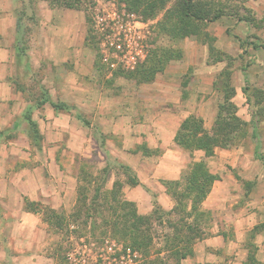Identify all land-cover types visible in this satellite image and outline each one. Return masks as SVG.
I'll use <instances>...</instances> for the list:
<instances>
[{
    "label": "rangeland",
    "instance_id": "374dc122",
    "mask_svg": "<svg viewBox=\"0 0 264 264\" xmlns=\"http://www.w3.org/2000/svg\"><path fill=\"white\" fill-rule=\"evenodd\" d=\"M21 1L24 2L21 18L25 29L18 47L20 55H29V52L37 50L39 36L33 30L39 17L44 19L49 16L47 7L49 5L45 0H33L31 3L29 0ZM128 1L83 0L80 9H73L76 14H80L82 26L90 30V43L85 46V51L88 61L92 64L90 66L93 69L92 74H95L91 80L94 83L91 82L92 85L103 87L105 83L108 88H115V83L127 88L132 84L140 85L133 81L136 80L135 78L127 76L126 71L114 70L111 77L106 79L108 71L101 62L98 60L94 65L99 53V34L94 28V13L99 9L124 7L134 12L140 20L147 22L146 41L151 60L160 57L164 62L163 58L167 53L171 56L163 70L158 72L159 74L156 73L158 74L156 80L159 81L166 70L169 76H179V82L176 85L171 83V88L195 89L194 91L187 89L182 97L180 95L181 103L175 105L167 102L160 106L164 112L178 114L180 119L188 114L203 119L205 117V121L202 120L203 128L211 132L224 93L223 90L215 88H223L221 79L224 77L220 78L219 73L227 69L230 72L229 84L234 88L231 102L235 106V114L245 122V125L240 129L234 127L235 133L232 131L236 135L234 141L226 147H215L211 156H206L201 150L182 149L181 152L174 150L166 152L165 157L185 163L179 179L181 183L173 189L176 194L186 192V196L181 197V203L178 202L177 205L174 203L172 208L165 209L160 205L165 210L171 209L172 212L169 215L162 214L161 219L155 220L154 217L150 219L151 241L147 242L148 246L144 244L142 249H138L133 248L126 239L118 235L119 233H115L111 227L101 222L100 218L96 217L98 216L96 213H90L91 215L88 216L85 206L94 198L96 188H101L99 196L95 198L98 202L101 203L104 196L110 201L112 194L109 196L107 191L112 188L114 181H118L121 189L117 196L127 200L129 196L138 197L140 199L139 205H136L138 213H150L153 208L150 201L157 200L156 188L160 186L158 184L157 187V182L148 179L146 175L141 177L145 183H141L136 188L132 187L128 177L135 178L138 182L140 180L134 170H131V173L124 172L122 165L127 161L136 163L137 155L131 158L132 153L124 152L119 139L105 132L98 118L94 116L95 121L92 122L90 118L92 112L90 115H84L88 116L92 123L91 140L85 144V149L80 152L69 151L67 147L64 148L65 142L61 141L64 144L59 145L57 139L58 142L57 140L49 142L50 145L51 143L58 145L56 151L45 154L49 162L54 153L55 161L58 162V171L63 170L65 176L71 177L74 181L72 199L58 207H52L51 203L29 199L35 202L34 207L45 210L42 213L41 209L42 214L38 217L42 226L49 232L46 242L0 244V264H115L109 263L112 260L109 258L118 259V255H125L128 252L125 251L127 246L136 252L135 264H145L149 259L157 264L163 260L171 264L174 260L167 250L177 249L178 246L183 245L179 244L178 240L184 235L185 222L190 224L193 230L192 243L187 245L194 247V244H198L211 233L209 228L212 224L220 226L221 222L225 221L223 219L225 213L231 218L226 220L228 223L224 233L227 237L226 244H264V49L262 48L264 0H132L133 5L137 6L132 10L127 8ZM38 5H42V12L38 9ZM190 5L191 12L187 9ZM196 7L199 9L196 12L201 14L203 19H195L191 16ZM42 13L44 15H41ZM216 13L219 17L212 19ZM73 21L74 28L78 31L80 26L77 18L75 17ZM192 94H195L194 102L184 103ZM142 107L143 105L138 106V112L143 109ZM157 108L158 106L155 105L153 112L157 111ZM161 109L158 110L162 111ZM168 115L171 114L168 112ZM72 140L70 138L69 141ZM23 150L28 153V166H36L39 162V153L29 147H23ZM157 155L158 158L160 153ZM152 158L156 159L154 156ZM20 160L17 152L11 153L10 163L15 166L14 169L18 167ZM195 162H200L209 173L215 174L217 180L222 175H230V185L225 190L230 196L214 211L202 205L200 193H196L198 201L194 209H190L196 188H192L189 192L184 189L186 183L183 178L192 171V164ZM105 165L108 166V172L104 175L102 168ZM50 175L52 178L59 177L54 169L50 170ZM212 184L210 188L209 184L205 185L207 191L208 188L211 189ZM80 192H83L85 197ZM147 192H150V199L149 195H146ZM153 192L156 194L154 198L151 196ZM149 208L150 211H146ZM50 211L57 213L58 217H52ZM103 211L104 214L109 213L107 208ZM235 219H238V222ZM196 232L202 237L194 239ZM5 247L8 249V256L4 253ZM132 258L133 256L129 255L119 264H132Z\"/></svg>",
    "mask_w": 264,
    "mask_h": 264
},
{
    "label": "crops",
    "instance_id": "0c3cea01",
    "mask_svg": "<svg viewBox=\"0 0 264 264\" xmlns=\"http://www.w3.org/2000/svg\"><path fill=\"white\" fill-rule=\"evenodd\" d=\"M23 3L21 0H0V244L46 242L49 232L38 215L25 208L24 200H39L58 207L72 199L74 181L65 176L63 170L58 171L54 153L49 162L45 154L56 151L58 145L49 142L57 139L59 145L65 142L64 148L69 151H83L91 140L92 125L84 115L91 112L92 122L94 116L98 118L102 129L119 139L124 152L132 153L131 158L137 155L136 163L123 162L140 180L130 185L140 186L145 183L141 177L148 175V179L160 186L156 188L157 202L165 209L172 208L175 200L164 182L180 179L185 163L164 155L171 150H186L174 141V135L180 123L191 114L180 119L173 112L168 111L171 114L168 115L160 106L167 102L181 103L182 94L187 89H195L171 88V83L179 82V76H169L166 70L159 81L156 79L161 71L149 82L133 80L140 85L132 84L130 88L117 83L115 88H108L105 83L103 87L92 85L95 74H92V64L85 51L90 41L80 14L71 8L52 7L48 3L49 16L39 17L33 30L39 36L36 52L20 55L18 45L25 29L21 18ZM41 8L42 5H38V9ZM75 17L80 26L78 31L74 28ZM111 73L107 72L106 79ZM195 94L184 103L194 102ZM141 105L143 109L138 112ZM155 105L158 108L153 112ZM201 119L205 121V117ZM29 121L35 124L38 146L32 139L33 128ZM70 138L73 140L69 141ZM66 139L68 141H64ZM140 146H146L148 151L143 153ZM23 147L39 153L36 166H28V153ZM16 152L21 160L14 169L10 155ZM53 169L59 177L52 178L50 170ZM229 178L226 174L214 181L202 201L204 207L214 211L228 199L230 193L225 190L230 185ZM149 193L146 195L150 199ZM128 200L139 205L140 199L134 195ZM223 219L220 226L211 225V233L194 244L193 255L181 259L179 264H264V244H226V220L231 218L225 213ZM3 250L8 256V249Z\"/></svg>",
    "mask_w": 264,
    "mask_h": 264
},
{
    "label": "trees",
    "instance_id": "16d2710c",
    "mask_svg": "<svg viewBox=\"0 0 264 264\" xmlns=\"http://www.w3.org/2000/svg\"><path fill=\"white\" fill-rule=\"evenodd\" d=\"M33 0H29V3H31ZM47 3L54 7V6H62L67 7L71 9H80L83 5V0H45ZM132 0H129L127 8L129 10L136 9L137 6H134L131 2ZM146 6V5H145ZM195 7V6H194ZM197 8V7H196ZM194 9V12L191 13V16L195 19H203L204 17L201 14H198L197 9ZM189 12H191L192 7L189 6ZM186 9V11H187ZM197 11V12H196ZM219 17L218 13H216L212 19H215ZM211 19V20H212ZM87 37L89 38L90 30L87 31ZM264 49V45L262 46ZM212 48H210L211 50ZM210 51V56H211ZM99 56V53H98ZM97 56V60L95 61V65L100 61V56ZM151 54L149 52L148 56L144 61L139 63L137 67L134 70L126 71L127 76L137 79L140 82H149L152 81L155 78L156 73L163 70L168 60H170V55L167 53L166 57L163 58L164 62L160 57H155L151 60L152 57H150ZM150 57V58H149ZM163 57V56H162ZM123 71V70H118ZM220 78L224 77V79H221V85L223 88H215L217 90L221 89L224 91L223 93V102L220 103L218 106V110L215 115V123L214 126L211 128V132L206 131L203 128L202 125V119L199 116H196L194 114L188 115L181 123L176 131V134L174 135V141L180 145L182 148L193 151V150H201L204 152L206 156L213 155L214 148L218 146L226 147L229 144H231L232 141H234V138L236 135H234V129H240L245 125V122L240 119L235 114V106L231 102V97L234 95V88L229 84V78H230V72L226 70H222L220 73ZM246 90V88H244ZM263 98V97H260ZM32 128H33V134L32 139L34 141V144L38 146V135L35 124L32 121H29ZM235 127V128H234ZM234 128V129H233ZM233 131V133H232ZM139 148V147H138ZM143 153H146L148 151V148L146 146H140ZM192 171L188 174V176H185L184 182L186 185L184 186V189H186L188 192L192 188H196V193H200V199L203 200L206 195L209 192V188L212 184V182L217 179V176L215 174H211L208 172L207 168L205 166H202L200 162H195L192 164ZM122 168L124 172L131 173V169L123 164ZM102 172L104 175L108 172V166L105 165L102 168ZM104 180V179H103ZM179 180V179H178ZM169 180L165 181L164 184L167 187L168 192L170 195H172L173 199L175 200V205L181 203V197L186 196V192H178L177 194L174 193V187L179 185L181 183V180ZM129 184L136 185L138 184V181L135 178H129L128 177ZM120 182L114 181L112 188L107 191L109 196L112 194L110 201H107V198L105 199V196L103 197L104 200L102 202H98L97 198L99 196V191H101V188L95 189V196L93 199L90 200L89 204L86 207V213L88 216H90V213H96L100 218L101 222H104L107 226L112 228V231L115 233H119L120 237L122 236V239H126V241L131 244L133 248H140L142 249L144 244H147V242L151 241L152 236V230L151 225L149 224L150 219L154 217L155 220L161 219L163 217L162 214L169 215L171 211L163 209L160 204L157 202L156 199H152V205L153 208L150 213L146 214H140L137 211L136 204L133 201L127 200L125 198H121L118 195V192H120ZM209 184L208 191L206 190V186ZM80 194L84 196L83 192H80ZM189 195V194H187ZM194 195V196H195ZM155 194H152V197L154 198ZM193 196L192 199V205L190 206V209H194L195 203L198 201V195L196 197ZM25 208L29 211H32L36 213L37 215H41L45 210L40 208L34 207L33 201H30L29 199H25ZM111 202V203H110ZM104 208H107L109 210L108 214H104ZM50 214L53 216L58 217L57 213L54 211H50ZM93 216V215H92ZM91 216V217H92ZM168 219V218H165ZM163 220V219H162ZM192 227L190 224L188 225L186 222L184 224V235L181 236V239L178 240L179 244H183L181 246H178L179 248H173L167 251L171 253L173 262L171 264H179L180 260L193 255V247L191 245L192 242ZM254 235V234H253ZM253 235L251 237H253ZM168 236V235H167ZM196 236V237H194ZM194 239L195 238H201L202 235L198 234L197 232L194 233ZM148 246V244H147ZM146 246V247H147ZM252 259V258H250ZM160 262V264H167L164 262ZM145 264H157L154 260H148ZM169 264V263H168Z\"/></svg>",
    "mask_w": 264,
    "mask_h": 264
},
{
    "label": "built area",
    "instance_id": "2783aa9c",
    "mask_svg": "<svg viewBox=\"0 0 264 264\" xmlns=\"http://www.w3.org/2000/svg\"><path fill=\"white\" fill-rule=\"evenodd\" d=\"M93 22L95 31L99 34L100 61L108 72L133 70L146 58L149 50L146 41L147 22L140 20L134 12L124 7L99 9L94 13ZM125 251H128L126 256L109 258L112 259L109 263H122L124 258L131 255L132 264H135V250L127 246Z\"/></svg>",
    "mask_w": 264,
    "mask_h": 264
}]
</instances>
